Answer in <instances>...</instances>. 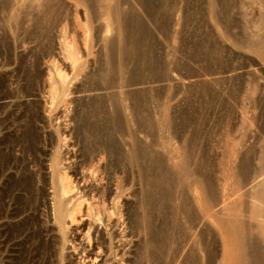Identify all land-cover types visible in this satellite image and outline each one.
Returning a JSON list of instances; mask_svg holds the SVG:
<instances>
[{
  "label": "bare ground",
  "instance_id": "1",
  "mask_svg": "<svg viewBox=\"0 0 264 264\" xmlns=\"http://www.w3.org/2000/svg\"><path fill=\"white\" fill-rule=\"evenodd\" d=\"M63 1L0 0V56L4 54L3 56L6 57H3L4 63H0L1 68L8 67V61L11 59L9 55L11 54L9 53L11 44L15 41L13 38L19 39L17 42L20 44L21 41V44H26V46L28 43H36L37 48H40L38 51L51 47L54 32L58 27H61L65 20L63 18ZM72 1L77 6L85 5L84 7L95 19L110 18L116 23L114 27L108 25L111 22H109L110 19H107V24L104 23L107 25L104 30L105 34L110 32L111 36L102 35L104 36L102 39L105 55L93 75L97 83H93L92 91L100 89L101 84L105 89L115 88L118 85L120 88L123 87V84L125 86L136 85L139 80L141 81L143 73L158 75L161 72V68L158 67V57L153 49L152 34L145 31L139 20L140 17L138 18L134 10L128 6L127 0ZM132 1L145 11L150 20H155L157 15L164 13V28H170L169 22L173 17L174 9V4L170 0ZM65 14L67 16V13ZM88 16L90 17L89 14ZM87 21L88 19H86V24ZM60 33V37L63 38L61 40L63 42L60 44L62 48L64 46V51L68 50L67 45H69V52L65 51L63 54L68 53L67 57H71V61L75 64L76 53L71 44L67 42L68 40L66 41L65 26L62 27ZM10 39L13 41L10 42ZM30 56L32 57V55ZM36 56L32 57L33 60L35 59L32 63L33 67H27L30 64L25 65L22 58L28 57L23 56L18 58L21 59L20 62L17 60L19 62V66L16 65L17 70L14 68V71L21 74V76L18 75V78L25 81V86L22 87V82L21 88L17 91L23 98L34 97L33 92L38 90L34 88L41 78V71L31 72L32 69L30 70L31 67L37 69L36 67L39 65L41 55ZM72 62L71 64H73ZM8 73L5 70L4 73H0V100H10L16 97L13 96L16 93L12 91L14 93L12 95L7 91L11 78ZM57 75L60 80L55 79ZM61 75L59 73L52 75L51 73V77L48 79L50 80L49 84L46 83L49 85L46 89L49 90L44 91L48 92L46 95L50 101V107H47L50 111H45L49 115L54 112H56L55 115L57 114V106L62 104L66 90L69 91L64 88ZM18 78L16 79L18 80ZM117 78L121 81L120 84H118ZM16 87L18 88V86ZM141 96L144 97L143 94H131L130 98L136 102L131 111V121L123 116L122 112L125 106L121 107L120 101V105L116 102L112 103V101V105L109 107L106 106L105 98L99 97L89 103L88 108L77 121L76 131L81 144V149H79L81 150V156H79L81 161L77 162L76 160V163H74L75 161L71 163V157H68L69 150H66L69 149L68 147L65 148L67 152H64V144L61 145V136L63 138L64 135H61L62 133L60 134L58 129H54L55 131L51 132L53 134L45 135V142H41L39 129L46 127L50 122L46 126L42 123L36 99L34 103L24 109L22 105L25 104L19 103V106H22H20L21 110L19 109L21 113L16 114L12 110L14 107H11L12 111L7 112L9 101L8 104L6 103L7 110L3 109V105L0 106V264H72L70 255L81 257L79 259L82 264L90 258L91 253L93 256L89 260V264H95L97 260L98 264L122 263L123 256L122 254L119 256V254L123 252L128 240L126 241L127 234L122 229L125 223L122 222L123 211H121L120 201L128 187H126V176L129 173L134 187L139 180L143 179L145 180L144 185H146L143 186V188L146 187L144 198L142 193L145 190L141 189L143 192L139 196L140 193L136 191V188L133 193L134 203L128 209L130 234L132 240L135 241L136 248L133 264H173L176 262L178 254H181L179 251L183 246L182 243L186 241V181L189 177L190 162L185 161L181 162L182 164L178 165L177 163L169 167L170 165L164 164L165 161L160 160L158 154L153 153L154 141L143 147L137 141L138 135L134 138L135 133L133 132H127L131 138L130 144L127 145L124 139L123 142L121 141L122 144L118 141V138L124 137L126 127L130 122L140 124L143 121H148L147 125L151 124L152 120L148 116H145L147 117L145 119L140 114V109L144 106H142L143 101H145L141 100L143 99ZM14 102L16 103V101ZM37 123H41L42 127L36 126L39 125ZM151 126L148 125L150 127L147 129L148 131L152 129ZM50 129L53 130L52 127ZM121 145H127V153L123 152ZM96 150H99L97 154L101 155L97 161L94 158ZM107 158L108 163L106 162ZM204 167L203 164H197L194 173L201 180L205 190L213 196L214 186L209 179L206 180ZM239 170L245 176L249 171V161L243 160ZM119 173L124 176H119ZM112 174L115 176H113L115 178L113 187L111 185L113 189L110 187ZM260 192L257 201L264 206V183L260 186ZM141 210L144 211V214ZM255 211L252 216L258 221L259 235L264 240V211L259 207ZM118 229H121L120 233L117 232ZM235 231L238 237L236 242L242 247V250L233 253L229 264H262L264 260L259 254L258 238L257 240L248 238L240 227L235 228ZM141 234L145 235L143 244L142 240L140 241L142 245L138 243ZM92 235L93 238H91ZM85 241L87 242L86 246L83 243ZM190 260L198 264L197 254ZM181 263L188 264L189 261H186L185 257Z\"/></svg>",
  "mask_w": 264,
  "mask_h": 264
},
{
  "label": "rangeland",
  "instance_id": "2",
  "mask_svg": "<svg viewBox=\"0 0 264 264\" xmlns=\"http://www.w3.org/2000/svg\"><path fill=\"white\" fill-rule=\"evenodd\" d=\"M127 1L135 15L140 17L139 20L145 31L152 34L153 49L158 57V67L161 68L160 73L163 76L161 74L158 77L160 73L152 75L146 72L136 85L125 86L123 84L120 88L118 85L115 88L105 89L101 84L100 89L92 91V87L97 83L93 75L105 55L102 38L111 36L110 32L107 34L104 32L110 18H107L108 20L106 18L104 20L95 19L84 7L85 5L77 6L72 0H64V24L62 23L61 27L54 32L49 50L46 48L45 51L42 49L43 52L42 50L39 52L40 48H37L36 43L35 45L28 43L26 46V44H21V41L19 44L17 42L19 39L13 38L15 41L10 43L12 51L9 52L13 60L11 61L8 57L12 63L8 61V67L0 68L2 73L4 70L10 73L11 78L7 91L12 95L16 93L13 95L16 97L10 100H0V106L3 105V109L7 110V104L10 102L11 105L8 104L7 112L13 110L16 114L21 113L19 109L21 110L22 104H25L21 106L24 109L37 100L36 104L40 107H38V112L40 111L39 116L42 117H40L42 123L46 126L50 122L49 127L48 125L42 127L41 123L36 125L42 127L41 131L39 129L41 142H45L47 134H53L51 132L58 129L60 134L64 135L63 138L61 136V145H67H63L64 152L69 150L68 157H71V163L74 161L76 163V160L81 161L79 157L81 156V150H79L81 144L76 131L77 121L88 108L89 103L100 97L105 98L106 106L110 107L112 101L117 104L120 101L121 105H119L125 106L123 116L130 120L132 108L136 104L130 98L131 94H143L145 98L141 96L143 97L141 100L145 101H143L142 106H144L141 107L140 114L152 120L148 125H152L153 130H147L150 129L147 125L148 121L141 122L143 124L130 122L126 127L124 137L118 138V141L121 143L124 139L127 145L130 144L131 138L128 135L133 132L135 133L134 138L138 135L136 137L138 140H136L143 147L154 141L153 153L158 154L160 160L165 161L164 164L170 165L169 167L185 161L190 162L189 177L186 181V241L182 243L184 247L182 246L179 251L181 254H178L173 264H182L181 261L183 262L185 257L186 261H189L188 264H195L190 259L196 254L198 264H229L233 253L242 250L236 242L238 237L235 228L238 227L247 234L248 238H256V240L258 238L259 254L264 260V240L259 235L258 221L252 216L257 207L264 211V208H261L264 206L257 201L258 194L261 193L260 186L264 183V0H170L174 4V9L173 17L169 22L170 28L167 29L164 28V13L157 15L155 20H150L137 3H133L132 0ZM86 19H88L87 24ZM112 21L108 25L114 27L116 23L113 19ZM64 26L66 41L68 40L67 42L71 44L76 53V56L74 55V59L77 60L75 64L71 61V57L70 59L67 57L68 53L63 54L65 51L69 52L68 43L66 44L68 50L65 51L64 46L63 49L60 44L63 42H61L63 38L60 37V32ZM13 40L10 39V42ZM14 44L18 46H13ZM41 52L44 53L43 56ZM37 53L41 55L40 62L38 61L37 69H34L32 63ZM3 55L0 56V63H4L3 57L5 56ZM23 56L28 58L24 59ZM19 57H23L25 65L30 64L27 67L32 66L30 70L33 71L31 72L41 71L40 81L37 82L39 88L36 84L35 88L33 87L35 90L38 89L33 92L37 97L23 98L17 92L22 82V87L25 86V81L18 78L20 72L18 74L14 71V68L16 70L18 68L16 65L19 66V60H21L18 59ZM51 73L52 75L62 74L64 88L69 89V91L66 90L67 94L65 92L66 96H63L64 102L62 101V104L60 103L56 108L58 115H55L56 112L53 113L54 115H49L45 111H50L48 92L45 91L49 90L46 88L49 86L50 80L48 79ZM57 78L60 77L57 75L55 79ZM117 82L121 83L119 78ZM127 145H121L125 153L128 151ZM67 147L69 149L65 150ZM98 152L99 150H96V154L94 153L96 161L101 156L97 154ZM243 160L249 161V171L245 176L239 170ZM106 162L108 163V158ZM197 164L205 166L206 180L209 179L214 186L213 196L205 190L201 180L194 173ZM129 174L126 176L128 189L126 188V194L124 193L120 201L121 211H123L122 222L125 223L122 229L127 234L126 241H128L125 243L126 248L124 247L123 252L119 254L123 256L122 263L118 264H133L136 248L135 241L132 240L130 234L128 209L134 203L133 193L136 188V191L140 193L139 196L145 190L142 193L144 198L143 194L146 193V187L143 188L146 186L144 185L145 180H139L138 185L134 187L131 174ZM120 175L123 174L119 173ZM113 176L114 174L111 175L110 187L111 185L113 187L115 179ZM142 209L144 210V207ZM142 213L144 214V211ZM119 230L121 232V229L117 232ZM144 237L145 235H140L138 239L140 245L145 241ZM92 241L94 243L93 239ZM83 243L84 246L87 245L86 241ZM70 256H72V264H81L79 259L81 257ZM89 256L90 258L84 263H90L92 253ZM248 262L250 263V259ZM98 263L97 260L95 264Z\"/></svg>",
  "mask_w": 264,
  "mask_h": 264
}]
</instances>
